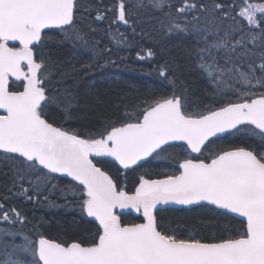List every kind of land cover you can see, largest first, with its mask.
I'll return each instance as SVG.
<instances>
[{
    "label": "snow or ice",
    "instance_id": "1",
    "mask_svg": "<svg viewBox=\"0 0 264 264\" xmlns=\"http://www.w3.org/2000/svg\"><path fill=\"white\" fill-rule=\"evenodd\" d=\"M141 44L160 91L91 92ZM0 176V264H264V0H0Z\"/></svg>",
    "mask_w": 264,
    "mask_h": 264
},
{
    "label": "trees",
    "instance_id": "2",
    "mask_svg": "<svg viewBox=\"0 0 264 264\" xmlns=\"http://www.w3.org/2000/svg\"><path fill=\"white\" fill-rule=\"evenodd\" d=\"M105 44L108 43L107 40L104 41ZM143 43H147L144 41ZM143 45H138L134 49L124 50L119 52H114L110 59H116L117 64L109 65L106 68L100 69L95 72L92 77L96 81V85L91 92L100 94L106 100L110 102H115L119 96L127 94L129 99H132L137 94H143L148 91H160L161 84L153 71V67L159 62V57L151 62L141 61L137 59V52ZM66 51V49H65ZM120 57H125L126 59L121 62ZM78 59L80 61H86L88 55L86 53L81 54ZM104 61L102 60L101 63ZM188 85L191 88H195L197 91L202 90L206 85L205 82L199 79L195 72H190L186 75ZM89 90L87 88L82 89V101L78 108L74 109V115L71 120L65 125L69 128H79L82 123L86 122V113L89 111L84 107L85 102L89 98ZM232 142H238L235 137H229ZM150 167H158L154 162L149 165ZM113 175L115 171L113 170ZM7 178L0 176V195L3 194V186L6 183ZM131 187V184H129ZM56 197H53L55 199ZM10 203L14 204L23 211H26L29 216L35 214L36 216L43 215L46 220L50 221L52 227L49 229V234H56L57 225L69 227L73 225L74 220L78 221L77 214L70 209H44L35 208L30 203H25L22 199H13ZM58 203H63V201H58ZM172 219H187L180 213H169ZM47 227V225L45 226ZM69 230H72L69 228ZM25 232L30 231V228H26ZM17 243L22 242L21 239H17Z\"/></svg>",
    "mask_w": 264,
    "mask_h": 264
}]
</instances>
